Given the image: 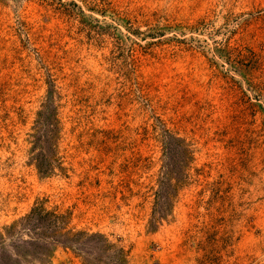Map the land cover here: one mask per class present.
<instances>
[{
	"label": "rangeland",
	"instance_id": "obj_1",
	"mask_svg": "<svg viewBox=\"0 0 264 264\" xmlns=\"http://www.w3.org/2000/svg\"><path fill=\"white\" fill-rule=\"evenodd\" d=\"M36 205L125 264H264V0H0L1 264Z\"/></svg>",
	"mask_w": 264,
	"mask_h": 264
},
{
	"label": "trees",
	"instance_id": "obj_2",
	"mask_svg": "<svg viewBox=\"0 0 264 264\" xmlns=\"http://www.w3.org/2000/svg\"><path fill=\"white\" fill-rule=\"evenodd\" d=\"M55 124L57 126V121ZM53 133L34 141L39 150L33 152V161L38 172L46 175L51 174L54 169H63L58 153L45 143L46 138L50 140ZM63 216L36 205L29 214L8 225L5 233L9 238H13L17 232L31 235L12 241L9 260L6 259L4 264H19L20 259L43 260L58 245L70 249L84 264H125L127 251L122 246L103 234L68 228Z\"/></svg>",
	"mask_w": 264,
	"mask_h": 264
}]
</instances>
